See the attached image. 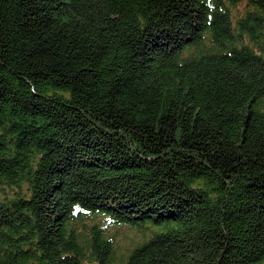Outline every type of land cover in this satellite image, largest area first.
I'll use <instances>...</instances> for the list:
<instances>
[{
  "label": "trees",
  "instance_id": "16d2710c",
  "mask_svg": "<svg viewBox=\"0 0 264 264\" xmlns=\"http://www.w3.org/2000/svg\"><path fill=\"white\" fill-rule=\"evenodd\" d=\"M0 264H264V0H0Z\"/></svg>",
  "mask_w": 264,
  "mask_h": 264
},
{
  "label": "rangeland",
  "instance_id": "374dc122",
  "mask_svg": "<svg viewBox=\"0 0 264 264\" xmlns=\"http://www.w3.org/2000/svg\"><path fill=\"white\" fill-rule=\"evenodd\" d=\"M111 231L114 233L117 246L121 250L127 247H132L134 241L138 239V233L136 230L134 231L125 227H118Z\"/></svg>",
  "mask_w": 264,
  "mask_h": 264
}]
</instances>
